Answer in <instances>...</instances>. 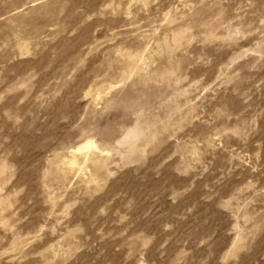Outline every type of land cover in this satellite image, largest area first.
<instances>
[{"label":"rangeland","instance_id":"374dc122","mask_svg":"<svg viewBox=\"0 0 264 264\" xmlns=\"http://www.w3.org/2000/svg\"><path fill=\"white\" fill-rule=\"evenodd\" d=\"M0 264H264V0H0Z\"/></svg>","mask_w":264,"mask_h":264},{"label":"bare ground","instance_id":"6f19581e","mask_svg":"<svg viewBox=\"0 0 264 264\" xmlns=\"http://www.w3.org/2000/svg\"><path fill=\"white\" fill-rule=\"evenodd\" d=\"M94 144L91 141H86L84 143H82L80 146H78L76 148L77 151H81V150H89L90 148H94Z\"/></svg>","mask_w":264,"mask_h":264}]
</instances>
